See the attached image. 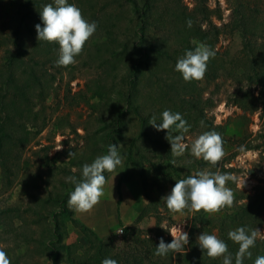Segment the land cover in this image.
<instances>
[{
  "label": "rangeland",
  "instance_id": "374dc122",
  "mask_svg": "<svg viewBox=\"0 0 264 264\" xmlns=\"http://www.w3.org/2000/svg\"><path fill=\"white\" fill-rule=\"evenodd\" d=\"M182 1L189 8L192 6L191 0ZM207 3L215 9L216 15H212L214 23L219 25L227 21L230 10L226 0H207ZM78 5L88 21L96 22V31L73 64H56L54 78L47 76L48 95L42 102L45 123L25 144L19 167L15 168L12 186L0 189V206L15 207L10 217L5 219L15 227L11 225L8 227L10 231L3 232L0 225V248L12 254L18 264H51L53 260L58 264H67L64 252H51L38 243L51 240L53 223H58L62 243L74 244L73 249L77 250L87 246L86 237L70 217L101 236L114 234L117 237L124 232H119V228L124 230L135 224L149 229L154 228L157 222L151 212L142 211L149 199L144 193L139 171L124 164L126 147L140 128L137 118L129 112L130 106L122 102L125 92L122 75L125 64L130 62L125 45H130L128 40L132 38L134 16L126 11L124 0H80ZM16 9L15 2L1 0L0 64L7 56V49L14 48L11 18ZM111 24H115L116 28ZM111 28L114 29L112 36ZM194 43L196 47L202 45L197 40ZM239 46L237 34L220 36L214 48L218 51L216 59L220 76L210 82L204 78L194 80L196 89L192 98L198 100L200 109L197 111L202 112L205 120L219 126V132L226 139L223 147L225 155L219 163H224L226 168L222 174H230L236 179L226 181L225 187L232 191L234 198L259 197L264 195V109L250 112L233 103L237 83L233 57ZM47 67L48 72L54 68ZM168 67L170 65L161 64L159 71L163 73V78H168L171 73L167 71ZM163 92L164 83L146 73L139 79L134 100L143 114L149 117L153 114L159 117L165 109L176 112L177 106L169 102ZM116 104H122L125 110L126 122L118 144L122 164L114 172L104 173L106 183L100 202L87 213L75 212L67 203L70 192L74 190L68 178H79L84 163H91L94 157L107 153L109 145L103 136L112 127L106 117ZM185 118L192 128L193 121ZM21 119L25 121L26 116L23 114ZM190 128L186 143L198 137L204 125L198 124L194 130ZM123 171L130 177L122 180L117 189L116 183ZM143 173L147 190L154 198L168 194V184L154 181L152 164L144 163ZM158 208L163 209L162 206ZM190 215L189 208L181 212H164L160 225L168 232L178 231L179 228L187 231ZM262 219L260 237H264V216Z\"/></svg>",
  "mask_w": 264,
  "mask_h": 264
},
{
  "label": "trees",
  "instance_id": "16d2710c",
  "mask_svg": "<svg viewBox=\"0 0 264 264\" xmlns=\"http://www.w3.org/2000/svg\"><path fill=\"white\" fill-rule=\"evenodd\" d=\"M10 1L16 3L17 9L11 18L13 26L11 42L14 48L7 49V56L0 64V189L12 186L16 176L15 168L19 167L20 154L25 144L45 123L42 102L48 95L47 76L54 78L59 54V45L39 41L35 28L37 23L42 24L39 11L54 0ZM191 1L192 6L189 8L182 0H124L126 11L134 16V24L132 38L128 40L130 45H125L130 62L125 64L122 75L125 85L122 102L130 106L129 112L137 118L140 126L138 133L131 138L126 147L124 164H129L139 171L144 193L149 199L142 211L146 210L155 215L156 225L154 228L143 229L134 224L125 227L123 234L118 237L114 234L101 236L91 227L71 218L68 213L69 219L86 237L87 246L77 250L73 249L74 244L62 243L58 223H53L52 238L48 243L38 242L48 247L51 252H64L67 264H102L105 258L115 259L118 264H223L222 256L211 258L206 251L202 252L199 248L197 238L201 232L215 234L224 240L235 264L239 245L228 237L229 231L241 226L249 232L262 228L264 195L244 198L238 196L234 198L231 207H224L219 212L191 210L186 231L189 235V245L185 246L188 250L184 254L175 255L172 252L165 256L155 254L160 238L165 242L173 239L168 230L160 225L163 213L173 211L168 209L166 197L154 198L148 192L143 173L144 163L152 164L154 181L168 184V193L176 180L184 179L201 170L222 173L226 168L224 163L219 161L212 165L202 158L197 159L189 150L180 156L173 155L170 142L166 139L167 130H155L148 123L150 117L143 114L139 104L134 100L139 89L140 77L148 73L162 81L163 94L169 102L177 106L178 110L175 111L181 113L184 119L186 116L193 121L190 130L202 124L204 128L200 134L207 131L217 132L224 147L226 139L219 132L220 127L205 120L202 112L197 111L200 109L198 100L192 98V95H195V81H185L182 74L175 70V65L186 50L196 48L194 40H197L216 53L209 59L203 77L207 82L213 81L220 76V66L216 59L218 51L214 49L216 43L221 35L226 37L237 34L240 46L233 57L235 61H230L236 65L237 75L233 103L250 112L259 108L264 109V0H226L230 10L228 19L219 25L212 20V15H216L215 9L209 7L207 0ZM69 3L79 7L80 0H69ZM188 21H191V26L188 25ZM111 27L116 28L115 24H111ZM113 31L111 28V36ZM124 52L120 53L125 54ZM162 63L165 66L170 65V68H167V71L171 72L168 78H163V73L159 71ZM47 65L54 67L51 72H48ZM254 91L256 94H253ZM114 107L106 117L112 128L103 137L107 145L118 146L122 126L124 127L126 122L125 110L122 104H116ZM23 114L26 116L25 121L21 119ZM126 173L123 171L119 177L117 189L122 180L130 177ZM158 206H162L163 209L159 210ZM14 210L15 207L12 205L0 206V225L3 232L10 231L8 227L11 225L15 227L5 220ZM250 251L252 256L246 257L244 264H255L258 256H264V237L257 236L256 244ZM8 256L11 264H18L12 254ZM51 264L58 263L53 260Z\"/></svg>",
  "mask_w": 264,
  "mask_h": 264
},
{
  "label": "clouds",
  "instance_id": "9594fccd",
  "mask_svg": "<svg viewBox=\"0 0 264 264\" xmlns=\"http://www.w3.org/2000/svg\"><path fill=\"white\" fill-rule=\"evenodd\" d=\"M39 15L42 24L35 25L37 39L59 45L57 65L73 64L75 57L81 53L85 43L95 33L96 22L88 21L81 10L75 4L69 3V0H54L53 3L45 5L39 11ZM188 25L191 26V21H188ZM215 54V51L203 44L195 49L186 50L184 56L177 60L175 70L182 74L185 81L201 80L207 70L209 59ZM148 123L157 131L167 130L166 139L170 142L171 151L175 156L189 150L197 159L202 158L216 165L225 155L222 138L215 131L204 132L190 143H186V134L191 126L179 112L165 109L159 117L153 114ZM121 164L122 157L116 144H110L107 153L97 156L91 163H84L79 178L76 176L68 178L74 185V190L70 192L67 201L69 207L79 213L91 211L104 195L106 183L104 173L114 172ZM235 179L227 173L197 171L194 175L176 180L171 191L165 196L167 207L173 212H181L185 208L196 212L200 210L206 213L219 212L222 208L233 205V193L225 185L226 181ZM258 231L260 230L249 232L244 226L229 231L228 237L239 245L235 264H244L245 258L252 256L250 249L256 244ZM169 232L173 239L165 242L160 238L155 254L160 256H165L169 252L175 255L184 254L188 250L185 246L189 245L188 233L181 228ZM197 239L199 248L202 252L206 251L209 257L222 256L223 264H233L232 254L224 240L206 232H201ZM0 264H11L3 248H0ZM102 264L118 262L112 258H105ZM255 264H264V256H258Z\"/></svg>",
  "mask_w": 264,
  "mask_h": 264
},
{
  "label": "built area",
  "instance_id": "2783aa9c",
  "mask_svg": "<svg viewBox=\"0 0 264 264\" xmlns=\"http://www.w3.org/2000/svg\"><path fill=\"white\" fill-rule=\"evenodd\" d=\"M121 230H122L121 228L118 229L119 232H121Z\"/></svg>",
  "mask_w": 264,
  "mask_h": 264
}]
</instances>
